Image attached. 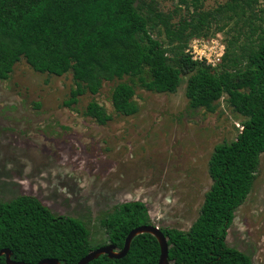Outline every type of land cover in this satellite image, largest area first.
<instances>
[{
	"label": "trees",
	"instance_id": "16d2710c",
	"mask_svg": "<svg viewBox=\"0 0 264 264\" xmlns=\"http://www.w3.org/2000/svg\"><path fill=\"white\" fill-rule=\"evenodd\" d=\"M173 1L178 7L164 12L155 0H0V79H7L22 59L40 73L71 72L74 87L65 102L70 106L86 93L98 94L105 82L129 77L111 95L113 108L124 116L139 110L137 86L175 93L185 75L191 108L215 111L227 96L245 118L242 130L236 140L214 149L209 161L213 183L190 229H162L169 245L167 264H253L249 255L227 244V235L236 210L252 192L264 154L261 0H228L210 10L203 9L202 0ZM182 8L185 16L173 21ZM222 32L226 50L218 67L186 53L193 38ZM86 114L100 124L112 119L97 101L88 104ZM150 224L143 202L120 204L101 221L107 241L93 245L83 220L54 215L37 197L20 195L0 202V251L9 249L12 259L25 264L45 258L76 264L108 244L122 249L131 230ZM160 254L158 240L144 233L132 240L125 257L101 255L89 264H158ZM0 264H6L4 256Z\"/></svg>",
	"mask_w": 264,
	"mask_h": 264
},
{
	"label": "rangeland",
	"instance_id": "374dc122",
	"mask_svg": "<svg viewBox=\"0 0 264 264\" xmlns=\"http://www.w3.org/2000/svg\"><path fill=\"white\" fill-rule=\"evenodd\" d=\"M155 1L164 12L178 7L177 1ZM227 1L202 0L203 9ZM260 8L264 19V0ZM185 13L182 8L173 21ZM218 34L226 43L223 32L203 37L206 54ZM188 77L175 93L137 86L139 110L124 116L113 108L111 95L129 77L105 82L98 94L86 93L67 106L74 87L71 72L40 73L20 60L7 79H0V202L33 195L54 215L83 220L93 245L107 241L102 219L131 201L146 205L153 225L188 231L213 183L209 161L214 149L236 140L245 121L227 96L215 111L191 108ZM92 101L112 116L106 124L86 114ZM227 244L249 255L253 264H264V154L252 192L228 229Z\"/></svg>",
	"mask_w": 264,
	"mask_h": 264
},
{
	"label": "water",
	"instance_id": "95a60500",
	"mask_svg": "<svg viewBox=\"0 0 264 264\" xmlns=\"http://www.w3.org/2000/svg\"><path fill=\"white\" fill-rule=\"evenodd\" d=\"M144 233H149L153 235L160 245L161 254L158 264H167L168 263V256H169V245H168V239L166 235L163 233L162 229L158 226H155L153 224L150 225H141L133 230L130 231L128 234L124 247L122 249H119L117 246L113 244H108L102 247H99L95 250L90 251L84 258H82L78 263L76 264H89L91 261L99 258L101 255H107L111 259H121L125 257L131 247L132 240ZM4 256L6 260V264H25L22 261H16L12 259V252L9 249H2L0 251V257ZM37 264H62L59 262V260L54 258H45L38 262Z\"/></svg>",
	"mask_w": 264,
	"mask_h": 264
},
{
	"label": "built area",
	"instance_id": "2783aa9c",
	"mask_svg": "<svg viewBox=\"0 0 264 264\" xmlns=\"http://www.w3.org/2000/svg\"><path fill=\"white\" fill-rule=\"evenodd\" d=\"M211 47L209 48V54L205 53L207 43L204 38H193L186 49L193 60L204 61L207 65L214 68L218 67L222 63V59L225 54L226 45L222 37L218 34L216 39L211 40Z\"/></svg>",
	"mask_w": 264,
	"mask_h": 264
}]
</instances>
